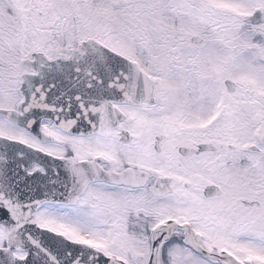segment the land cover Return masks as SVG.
Returning a JSON list of instances; mask_svg holds the SVG:
<instances>
[{
    "label": "snow or ice",
    "instance_id": "6c2138e0",
    "mask_svg": "<svg viewBox=\"0 0 264 264\" xmlns=\"http://www.w3.org/2000/svg\"><path fill=\"white\" fill-rule=\"evenodd\" d=\"M0 264H264V0H0Z\"/></svg>",
    "mask_w": 264,
    "mask_h": 264
}]
</instances>
